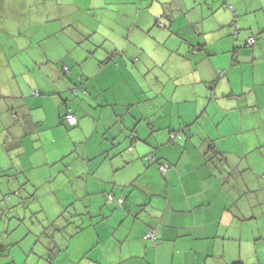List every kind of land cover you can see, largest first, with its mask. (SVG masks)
Instances as JSON below:
<instances>
[{
  "label": "crops",
  "instance_id": "crops-1",
  "mask_svg": "<svg viewBox=\"0 0 264 264\" xmlns=\"http://www.w3.org/2000/svg\"><path fill=\"white\" fill-rule=\"evenodd\" d=\"M161 3L167 28L152 24ZM193 41L207 52L192 53ZM103 49L115 63L98 64ZM67 110L90 147L53 171L44 132ZM39 185L46 216L33 231L15 215L0 221V264H11L1 251L36 246L53 227L48 264H264V0H0V208ZM68 188L73 199H52ZM69 205L81 217L58 221Z\"/></svg>",
  "mask_w": 264,
  "mask_h": 264
},
{
  "label": "rangeland",
  "instance_id": "rangeland-1",
  "mask_svg": "<svg viewBox=\"0 0 264 264\" xmlns=\"http://www.w3.org/2000/svg\"><path fill=\"white\" fill-rule=\"evenodd\" d=\"M175 38L176 37L174 35L171 40H176ZM74 129L75 128L73 127H68L65 124H61L58 128H54L44 132V144L46 146L47 156L50 161L49 163H47L49 169L53 171L57 170L61 162L64 161L65 159L66 162L67 161L75 162V166L81 164L80 163L82 162L81 159L86 151V148L88 149L90 147V143H88L85 146V142L84 140H82L81 135L78 134L76 131H74ZM84 162L86 165L89 164V167L87 168L91 171L96 167L97 163H99L98 158L90 159L89 161L85 160ZM44 189H46L45 186L39 185L37 186L35 192L31 191L30 194L20 195L18 208L12 207L11 204H8L7 209L2 207L0 208V210L1 209L5 210V214L8 215V217L9 215L12 216L15 215L14 217L15 218L19 217V219L21 218V221L22 219H25L24 220L25 222L23 223H25L27 229L30 227L32 228L33 231L37 228L38 222L31 223V221H37L39 217H41L43 221L47 213V212L45 213L46 208L44 205L45 204L44 201L45 199H47V194L44 193ZM53 195H52V199H54L55 197L60 199L61 197L64 198L63 201H65V203L69 201L71 198L73 199L71 188L63 189L62 192H60V194L53 193ZM70 195L72 197H70ZM74 199H76L75 196ZM40 202L42 203V207H40ZM73 202H80V201L75 200ZM0 206H1V200H0ZM38 206L39 208H41V210L36 211V209H38L37 208ZM23 212L25 214L24 217L21 214ZM38 212L41 213L38 214ZM16 213L20 214V216H17ZM6 215L4 216L1 222L7 221ZM76 217L80 218L81 216H76L74 207L70 205L66 206L63 210H61L57 214L58 221H65V220L70 221L71 219H75ZM72 222L75 223V220H73ZM13 225H15L14 221H12L11 223V226ZM73 226L74 224L72 225V223L68 225V231H70L68 238L69 241L72 242L68 243L67 248L64 250V254L68 251V249L69 252L75 250L76 244L75 242L73 243V240H75L74 238L76 234L73 231ZM13 227H14V232L16 231L19 233L21 230H23V227L20 225H15ZM54 229L55 228L53 227L52 231L49 228H47L46 230L43 229L39 230V232L36 233V238H37L36 246H34V244H31L28 247L27 243L21 240L22 244H20L21 242L12 244L10 247H7L4 251H1V253L6 254L5 260L8 259V262H11V264H48L49 256H51V258L55 260V256L59 254V251L50 245L47 248L43 249L45 239L50 236V232H53ZM10 232H13V229ZM0 235H2V239H3V235H7V231L4 232L3 228L0 227ZM54 236H58V233H54ZM77 237L80 240L82 238L81 235Z\"/></svg>",
  "mask_w": 264,
  "mask_h": 264
},
{
  "label": "trees",
  "instance_id": "trees-1",
  "mask_svg": "<svg viewBox=\"0 0 264 264\" xmlns=\"http://www.w3.org/2000/svg\"><path fill=\"white\" fill-rule=\"evenodd\" d=\"M168 4V3H167ZM167 4H163V3H161L160 4V6H161V8H162V14L161 15H159V16H154L153 17V20H152V24L154 25V26H156V27H161V28H167L168 27V25H167V23L164 21L165 20V18H167V16H166V13H164V9H165V7L167 6ZM223 5H225V4H223ZM147 6H145L144 8H146ZM225 7H227L226 5H225ZM229 8H231V6H228ZM96 25V24H95ZM100 25V24H99ZM233 33H238V29H236L235 28V30H233ZM89 35H91V32L89 33ZM175 35V37H176V39L178 38V34H176L175 32H173V36ZM234 35V34H233ZM172 36V37H173ZM101 37L99 36V35H97V36H95V38H94V40L91 42L92 44H93V48L92 49H90L89 51L90 52H92L93 53V51H94V49H96L97 48V46L98 45H100V44H102V43H104V40L103 39H100ZM249 38H254L255 39V41H254V43L252 44V45H249L248 44V39ZM255 42H256V37L255 36H249L248 38H247V40L245 41V43H244V45H245V47L246 48H249V49H251L253 46H254V44H255ZM190 44H191V47H190V51L192 52V53H195V52H198L199 50H202V51H204L205 53L207 52L205 49H204V46L202 45V44H197L195 41H193L192 43L190 42ZM103 48H106V47H103ZM113 51V52H112ZM112 51H109L108 49H103L102 50V52H103V55H105V57L104 58H101L99 61H98V64L99 65H108L109 64V62H112V63H115L113 60H112V53H117V51L116 50H112ZM111 52V53H110ZM208 55V54H207ZM114 59V58H113ZM64 68H66V70H64ZM62 69H63V75L64 76H67L66 74H68V67L67 66H63L62 67ZM225 75V70H219L218 72H217V74H216V76H215V78L214 79H212L211 80V82L210 83H212V87L211 88H213L215 85H217V83L219 82V80H220V78L222 77V76H224ZM83 91V90H82ZM84 92V91H83ZM69 93L73 96V95H76V87H72V88H69ZM71 113H73L75 116H76V124H77V115L73 112V111H71V110H67L66 111V113L63 115V116H61V123L62 124H65L66 126H68V127H73V126H75V125H69L67 122H66V118H65V116L67 115V114H71ZM176 136H178L177 135V132L175 131V132H172L171 134H170V136H169V143H168V145H170V144H172V142L175 140V137ZM129 149L131 150V147H129ZM208 149L209 150H211V151H213V157H215V158H218L219 160H221L222 159V157H221V153H219L217 150H215L214 149V146L213 145H210V146H208ZM143 159H145L146 161H154L155 163H156V167H157V169H158V171H159V173L160 174H164V173H166L168 170H169V167H170V164L169 163H167V162H165V161H157V160H155L154 159V157H153V155L152 154H147L145 157H143ZM163 166H166L167 167V169H166V171H164V172H162L161 171V169H162V167ZM115 200V198H114V196L111 194V193H107V194H105V205H108V204H110V203H112L113 201ZM116 202H117V204H118V206H121L122 204H123V199L122 198H118V199H116ZM7 209V208H6ZM6 214H5V210H0V221H2V219L4 218V216H5ZM6 217H8V215H6ZM151 231H154L155 232V235H154V238H150V237H148V238H145L144 236L148 233V232H151ZM158 232H157V230L155 229V228H148L145 232H144V234H143V239L144 240H151V241H154V242H156L157 240H158V234H157ZM232 264H242L240 261H236V262H233Z\"/></svg>",
  "mask_w": 264,
  "mask_h": 264
},
{
  "label": "built area",
  "instance_id": "built-area-1",
  "mask_svg": "<svg viewBox=\"0 0 264 264\" xmlns=\"http://www.w3.org/2000/svg\"><path fill=\"white\" fill-rule=\"evenodd\" d=\"M254 41H255L254 38H249V39H248V44H249V45H252V44L254 43ZM64 70H66V68H64ZM65 118H66V122H67L69 125L72 126V125H75V124H76V116H75L73 113H71V114H67V115L65 116ZM166 169H167V167H166V166H163L162 169H161V171L164 172V171H166ZM154 235H155V232H154V231H151V232H148L144 237H145V238H148V237H150V238H154Z\"/></svg>",
  "mask_w": 264,
  "mask_h": 264
}]
</instances>
